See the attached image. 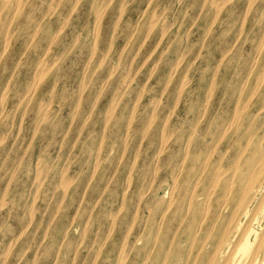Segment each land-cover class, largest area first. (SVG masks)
<instances>
[{
    "label": "rangeland",
    "instance_id": "1",
    "mask_svg": "<svg viewBox=\"0 0 264 264\" xmlns=\"http://www.w3.org/2000/svg\"><path fill=\"white\" fill-rule=\"evenodd\" d=\"M263 22L264 0H0V264H186L197 155Z\"/></svg>",
    "mask_w": 264,
    "mask_h": 264
},
{
    "label": "bare ground",
    "instance_id": "2",
    "mask_svg": "<svg viewBox=\"0 0 264 264\" xmlns=\"http://www.w3.org/2000/svg\"><path fill=\"white\" fill-rule=\"evenodd\" d=\"M70 13L71 12H69V14ZM1 54L2 53H0V55ZM257 54H259V51L257 52ZM48 64H50V62L46 63V66ZM239 79L240 78H238L234 82H231V84H229V86L226 89L225 94L227 95V99H226L227 108L225 110L224 119L222 122L224 128L211 137L208 143L210 145L208 151L206 150L204 152L203 150L201 154L198 153L197 155L198 156L197 158L200 159V162L206 159L205 161L207 163H204L203 167H199L196 169L197 179H196L195 190L198 189V185H202V177L207 176L208 181L195 194L198 197L201 196V198L204 199L203 203L205 206L203 213L202 214L200 213L201 216L199 218L195 217V219H198L199 225H197L195 230H192L190 232L189 237L186 236L187 238L185 239L184 236V238L181 239V242L185 241L186 243H190V245H192L191 249L183 252V257H185L186 258L185 261H187L186 264H264V65L260 70H257L256 72H251L248 76L244 75L240 81ZM157 101H159V99ZM24 110L25 109H23V111ZM216 145H220L222 150L225 153L229 154L231 158V162L228 165L222 166L220 165L221 164L220 161H217L215 164L209 165V158L213 154ZM10 244H12V242H10ZM162 257L163 258L165 257L164 254L162 255Z\"/></svg>",
    "mask_w": 264,
    "mask_h": 264
}]
</instances>
